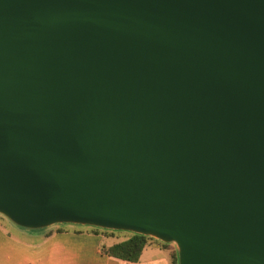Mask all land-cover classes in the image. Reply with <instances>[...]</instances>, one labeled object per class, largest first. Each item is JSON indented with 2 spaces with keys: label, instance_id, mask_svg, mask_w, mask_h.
<instances>
[{
  "label": "water",
  "instance_id": "water-1",
  "mask_svg": "<svg viewBox=\"0 0 264 264\" xmlns=\"http://www.w3.org/2000/svg\"><path fill=\"white\" fill-rule=\"evenodd\" d=\"M0 215L264 264V0H0Z\"/></svg>",
  "mask_w": 264,
  "mask_h": 264
},
{
  "label": "crops",
  "instance_id": "crops-1",
  "mask_svg": "<svg viewBox=\"0 0 264 264\" xmlns=\"http://www.w3.org/2000/svg\"><path fill=\"white\" fill-rule=\"evenodd\" d=\"M9 225L11 230L6 224L0 230V264H171L168 253L154 247L145 249L137 263L109 257L102 248L123 239L107 238L89 227L30 232Z\"/></svg>",
  "mask_w": 264,
  "mask_h": 264
},
{
  "label": "trees",
  "instance_id": "trees-1",
  "mask_svg": "<svg viewBox=\"0 0 264 264\" xmlns=\"http://www.w3.org/2000/svg\"><path fill=\"white\" fill-rule=\"evenodd\" d=\"M62 228H58L56 232H62ZM94 233H103L105 237L113 236L114 233L112 231H106L101 229L92 228ZM43 232V231H39ZM129 234L128 238L125 240L111 246V247H103L102 252L112 258H116L119 260L137 263L139 262L143 251L149 247H154L160 250H163L168 253L171 264H178L177 252L174 247L170 244L161 243L153 238L145 237L137 234ZM50 235V234H48Z\"/></svg>",
  "mask_w": 264,
  "mask_h": 264
},
{
  "label": "rangeland",
  "instance_id": "rangeland-1",
  "mask_svg": "<svg viewBox=\"0 0 264 264\" xmlns=\"http://www.w3.org/2000/svg\"><path fill=\"white\" fill-rule=\"evenodd\" d=\"M6 224V228H7V230H11V226L9 225V221L7 220V219H5L3 216H1L0 215V230L1 231H5V228H4V225ZM68 226H71V225H64V226H54V227H51V228H49V229H46V230H57L58 228H62L63 230H66V228L68 227ZM73 228H83V227H81V226H74ZM88 228V227H87ZM89 230H91L92 231V227H89L88 228ZM15 232V231H14ZM93 232V231H92ZM14 234H17V233H14ZM20 234V233H19ZM101 235H103V233H100ZM104 236V235H103ZM128 236H129V234H127V233H125V232H116V233H114V235L113 236H110V237H107V238H113V237H115V238H121V239H123V240H125L126 238H128ZM122 241V240H121ZM171 246H173L174 247V249H175V251L177 252V250H176V247H175V245H173V244H170Z\"/></svg>",
  "mask_w": 264,
  "mask_h": 264
}]
</instances>
